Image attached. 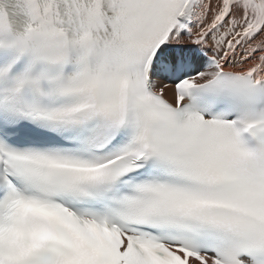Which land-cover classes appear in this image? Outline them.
I'll use <instances>...</instances> for the list:
<instances>
[{
	"label": "snow or ice",
	"instance_id": "6c2138e0",
	"mask_svg": "<svg viewBox=\"0 0 264 264\" xmlns=\"http://www.w3.org/2000/svg\"><path fill=\"white\" fill-rule=\"evenodd\" d=\"M0 264H264V0H0Z\"/></svg>",
	"mask_w": 264,
	"mask_h": 264
}]
</instances>
